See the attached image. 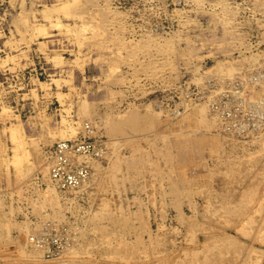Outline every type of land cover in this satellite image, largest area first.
<instances>
[{"label":"rangeland","instance_id":"obj_1","mask_svg":"<svg viewBox=\"0 0 264 264\" xmlns=\"http://www.w3.org/2000/svg\"><path fill=\"white\" fill-rule=\"evenodd\" d=\"M259 69L264 0H0V264H264V134L253 122L245 136L225 129L207 106L216 87ZM60 130L114 140L113 153L90 187L41 209ZM54 209L65 221L45 216ZM48 221L80 234L68 256L26 244Z\"/></svg>","mask_w":264,"mask_h":264},{"label":"bare ground","instance_id":"obj_2","mask_svg":"<svg viewBox=\"0 0 264 264\" xmlns=\"http://www.w3.org/2000/svg\"><path fill=\"white\" fill-rule=\"evenodd\" d=\"M31 24V23H30ZM28 59V58H27ZM257 58H255V60H256ZM253 67V66H252ZM251 67V68H252ZM219 68V67H218ZM229 68V67H228ZM231 68V67H230ZM229 68V69H230ZM228 69V70H229ZM233 69V68H232ZM223 70V69H222ZM253 70V69H252ZM229 72H230V70H229ZM23 74V73H22ZM19 75V74H18ZM34 76V75H33ZM264 70L263 69H259V70H257V71H255V72H251V73H249L248 75H246L245 73L244 74H242L241 76H239L238 78H236L235 80H232V81H230V82H227L226 84H224V85H221L220 87H216V89H218L217 90V92H216V97L215 98H211V96L209 97V99H210V101H209V103L210 104H208L207 106L209 107V108H212V112L215 114V117L214 118H216V120H217V123L219 122V124L222 126V127H230V128H232V130H235V132H238V135H240L241 133L242 134H244V136H245V133H248V134H250L251 133V131L253 132L252 134H254V135H256L257 136V134H258V136H259V134H264V119H261L260 118V114H262V113H264ZM21 78H23V77H21ZM25 78V77H24ZM30 78V77H29ZM26 79V78H25ZM212 80V79H211ZM213 81V80H212ZM220 81V80H219ZM24 82V81H23ZM223 82V81H222ZM219 83V82H218ZM220 83H221V81H220ZM26 84V83H25ZM24 85V84H23ZM220 85V84H219ZM18 87V86H17ZM213 87V86H212ZM215 87V86H214ZM20 88V87H19ZM201 88V87H200ZM23 89V88H22ZM27 89V88H26ZM213 89V88H212ZM211 89V90H212ZM215 89V88H214ZM19 92V91H18ZM205 92V91H204ZM214 92V91H213ZM213 92L211 93V94H213ZM218 92H220V94L221 93H224L223 94V96L224 97H222ZM209 93V92H208ZM217 95L219 96V97H217ZM0 96H1V94H0ZM209 96V95H208ZM200 97V96H199ZM229 97V98H228ZM228 98V99H227ZM203 100V99H202ZM82 101L84 102V100L82 99ZM86 101V100H85ZM82 102V105L83 104H85L86 103V105H88V103L87 102H85V103H83ZM81 103V102H80ZM219 105V107H221V108H215V105ZM85 105V106H86ZM84 106V105H83ZM83 108V107H82ZM81 108V109H82ZM86 108H88V106L86 107ZM85 108V109H86ZM205 108V107H204ZM79 109V108H78ZM84 108H83V110H85ZM200 109V108H199ZM202 110V109H201ZM200 110V111H201ZM82 111V110H81ZM95 111V110H94ZM199 111V110H198ZM202 112V111H201ZM201 112H198V114H200ZM203 112L205 113V110H203ZM202 112V114H204ZM210 112H211V110H210ZM211 112V113H212ZM227 112H229V113H231V117H227L226 116V113ZM262 112V113H261ZM207 113V112H206ZM101 114V113H100ZM83 115V114H82ZM101 116V115H100ZM106 116V115H105ZM199 116V115H198ZM206 116V115H205ZM205 116H201V118L202 117H205ZM93 117V116H92ZM138 118H139V115L137 116ZM102 118V117H101ZM106 118H108V119H110V117H105V119ZM66 119V118H65ZM104 119V120H105ZM108 119H107V121H108ZM199 119V118H198ZM206 119V118H205ZM103 120V119H102ZM112 120V119H111ZM110 120V121H111ZM139 120V119H138ZM203 120H204V118H203ZM211 120V122L213 121L212 119H210ZM215 120V121H216ZM63 122V121H62ZM61 122V124H64V123H62ZM109 122V121H108ZM199 122H201L202 123V121H200L199 120ZM208 122H210V121H207V123H206V125L208 124ZM210 122V123H211ZM251 122H253V124H255L256 126H257V130L256 131H254V130H251ZM68 123V122H67ZM86 123V122H85ZM204 123V122H203ZM106 124V123H105ZM108 124V123H107ZM139 124H140V122H139ZM139 124H138V126H139ZM171 124V123H170ZM200 124V123H199ZM215 124V123H214ZM71 125V124H70ZM80 125V124H79ZM120 125V124H119ZM175 125V124H174ZM209 125V124H208ZM73 126V125H72ZM83 126V125H82ZM122 126V125H121ZM125 126V125H124ZM211 126V125H210ZM217 126V125H216ZM61 127V126H60ZM120 127V126H119ZM164 127V126H163ZM254 127V126H253ZM77 128V127H76ZM120 128H122V127H120ZM213 128V127H212ZM218 128H219V126H218ZM12 135H13V137H16L18 134H20V132L22 133V130H23V127H22V125L20 124V125H15V126H13L12 128ZM60 129V128H59ZM85 129L87 130L86 132H88L89 134L91 133H93V128H92V126H91V124L90 123H86L85 124ZM115 129H118V128H116L115 127ZM130 129H131V127H130ZM133 129V128H132ZM139 129H140V127H139ZM181 129V128H180ZM226 129V128H225ZM249 129L251 130V131H249ZM254 129V128H253ZM65 130V129H64ZM70 130V129H69ZM125 130V129H124ZM231 130V129H230ZM25 131V130H24ZM53 130H49L48 132L50 133H48L49 135H53V136H55L56 135V133H57V131H54V132H52ZM60 131H62L61 133H60V139H64V140H59L58 142H56V143H54V145H53V148H55V147H59L58 149H62L63 150V152L62 153H60V152H58L59 153V157H58V155L54 152V150H53V148H52V150L50 151V154L48 155V162H47V164H48V166L47 165H43L41 168H43L44 169V166H47L45 169H44V172H45V170H46V174H44V175H46V176H43V177H45L44 179H45V181H46V183H44V184H47V187H46V190H47V188H48V190L46 191V193L44 194L43 192H40V195L42 196L43 195V199H41L42 201H40L41 202V204H42V206L40 205V207H41V209H42V207H43V209H44V206L46 207V205H53L55 202H57L58 203V208H59V206H60V200H59V198H58V194L60 193V195L61 196H64V197H72V195H78L79 194V192H82V191H84L85 190V188H87V186H89L90 185V183H95V181L94 180H96V178H97V176H98V173H97V171H99L100 169L102 170H104L105 169V167L104 166H102L101 165V163H102V160L106 157H108V156H110L109 154H111V149L113 148V146H114V140L111 142L109 139L108 140H104V139H102V137L101 138H92V139H94V141L91 143V144H93L92 145V148L91 149H93L92 150V152L91 153H85V152H83V147L84 148H89L90 146H86L85 144V142H83L84 140H88L89 138L88 137H81V138H77V139H72V138H68L69 136H63L64 135V131L63 130H60ZM68 131V130H67ZM84 131V130H83ZM131 131V130H130ZM226 131V130H225ZM229 131V130H228ZM227 131V132H228ZM66 132V131H65ZM97 132V131H96ZM139 132H141V131H139ZM220 132V131H219ZM231 132H233V131H231ZM67 133V132H66ZM69 133H71V132H69ZM116 132H114L113 134H115ZM124 133H126V132H124ZM109 134H111V133H109ZM117 134V133H116ZM123 134V133H122ZM219 134V133H218ZM49 135L48 136H46L48 139H50V138H52V137H50L49 138ZM59 135V134H58ZM63 137H62V136ZM124 135V134H123ZM221 135V134H220ZM233 135V134H232ZM89 136V135H88ZM96 136V135H95ZM125 136V135H124ZM128 136H130V134L128 135ZM165 135H163V137H164ZM255 136V137H256ZM55 137H57V136H55ZM71 137V136H70ZM134 137V136H133ZM168 137V136H167ZM195 137V136H194ZM260 137H262L261 135H260ZM259 137V138H260ZM17 138V137H16ZM24 138V136L22 137V135H21V138L19 139V141H20V143H23V139ZM125 138H126V136H125ZM166 138V137H165ZM236 138V137H235ZM22 139V140H21ZM69 139H71V140H69ZM246 139V138H245ZM254 139V138H253ZM253 139H250L251 140V142H253L252 140ZM256 139V138H255ZM255 139H254V141H255ZM116 140V139H115ZM188 140V139H187ZM242 140V139H241ZM246 141V140H245ZM248 141H249V139H248ZM248 141H246V142H248ZM263 142H264V140H262ZM68 142H71V143H74L73 144V147H71V148H65V147H67V144H68ZM117 142H119V141H115V143H117ZM128 142H130V141H128ZM127 142V143H128ZM133 142H134V140H133ZM191 142V141H190ZM236 142V141H235ZM250 142V143H251ZM258 142V141H257ZM261 142V141H260ZM131 143V142H130ZM129 143V144H130ZM175 143V142H174ZM173 143V144H174ZM256 143V142H255ZM131 144H133V145H135L134 143H131ZM170 144V143H169ZM254 144V143H253ZM120 145V144H119ZM192 145V144H191ZM115 146H116V144H115ZM197 146V145H196ZM249 146H250V144H249ZM187 147V146H186ZM189 147V146H188ZM241 147V146H240ZM239 147V148H240ZM264 147V146H263ZM135 148V147H134ZM190 148H192V147H190ZM177 149H179V148H177ZM182 149H183V147H182ZM185 150V149H184ZM187 150V149H186ZM163 151V150H162ZM251 151V150H250ZM183 152V151H182ZM113 153V152H112ZM138 153V152H137ZM157 153V152H156ZM162 153V152H161ZM164 153V152H163ZM184 153V152H183ZM259 153V152H258ZM154 154V153H153ZM153 154H151V156L153 155ZM179 154V153H178ZM113 155V154H112ZM137 155L138 154H136V157H137ZM150 155V154H149ZM162 155V154H161ZM118 155H116V157H117ZM156 156H158L157 154H156ZM263 156V155H262ZM24 157H25V153H20L19 151H17L16 152V155H15V157H13V159H10L11 160V163L12 164H14L17 168H18V170H20V171H22V169L24 168ZM61 157L62 158H64L65 160H66V163H65V165L63 166V165H61L60 164V162H61ZM119 157V156H118ZM178 157V156H177ZM111 158V157H110ZM113 158V157H112ZM119 159V158H118ZM121 159V158H120ZM119 159V160H120ZM132 159L134 160L135 159V157L133 158V156H132ZM177 159V158H176ZM180 159V158H179ZM194 159H195V156H194ZM119 160H116L117 161V163L119 162V165L117 166V168L118 167H120V163H121V160L119 161ZM123 160V159H122ZM128 160V159H127ZM130 160H131V157H130ZM174 160V159H173ZM113 161H115V160H113ZM113 161H112V163H113ZM125 161H126V159H125ZM180 161V160H179ZM2 164H3V162H1ZM115 164H116V162H114ZM113 163V164H114ZM176 163H177V161H176ZM8 164H10L9 163V161H8ZM103 164V163H102ZM158 164V163H157ZM202 164V163H201ZM41 166V165H40ZM62 166V168H63V170H64V172H66V173H69V174H72L74 171H71V170H76L75 171V173H77V172H80V171H82L83 169H87V171H88V173H87V176L85 175V176H81L79 179H78V183L77 184H75V185H64V178H65V176L63 175V174H61V175H56V169H58L59 167H61ZM110 166V165H109ZM108 166V167H109ZM111 166H114V165H111ZM122 166V165H121ZM166 166V165H165ZM256 166H258V165H256ZM160 167V166H159ZM187 167V166H186ZM110 168V167H109ZM108 168V170H110ZM113 168V167H112ZM111 168V170L110 171H112L113 169ZM115 168L116 167H114V170H115ZM173 168V167H172ZM172 168H171V170H172ZM208 168V167H207ZM216 168V167H215ZM43 169H41L40 170V168H39V170L40 171H42ZM121 168H119V170H120ZM8 170H9V168H8ZM7 170V171H8ZM146 171V170H145ZM214 171V170H213ZM27 172V171H26ZM26 172H25V174H26ZM119 172V171H118ZM117 172V173H118ZM121 172V171H120ZM153 172V171H152ZM9 173V172H8ZM13 173V172H12ZM28 173V172H27ZM122 174H123V172H121ZM154 173V172H153ZM10 174V173H9ZM9 174H7V175H9ZM104 174V173H103ZM110 174V173H109ZM115 174V173H114ZM263 174V173H262ZM23 176H24V174H22ZM161 175V174H160ZM176 175V174H175ZM116 176V175H115ZM114 176V177H115ZM128 176V175H127ZM9 177H10V175H9ZM28 177V176H27ZM102 177V176H101ZM104 177V176H103ZM124 177V176H123ZM145 176H143V178H144ZM158 177H159V175H158ZM178 177L176 176V179H177ZM116 179V178H115ZM36 180V179H35ZM35 180H34V182H35ZM117 180V179H116ZM33 181V180H32ZM103 181H104V179H103ZM39 182V181H38ZM40 183V182H39ZM36 184H38V183H36ZM125 184V183H124ZM167 184V183H166ZM165 184V185H166ZM186 185V184H185ZM22 186V185H21ZM33 186V185H32ZM93 186V185H92ZM142 186V185H141ZM182 186V185H181ZM188 186V185H187ZM39 187V186H38ZM90 187V186H89ZM97 187V186H96ZM146 187V186H145ZM41 188V187H40ZM39 188V189H40ZM147 188V187H146ZM165 188H166V186H165ZM184 188V187H183ZM186 188V187H185ZM37 188H35L34 190H36ZM144 189V188H143ZM168 189V188H167ZM192 189V188H191ZM258 189V188H257ZM145 190V189H144ZM162 190H164V189H162ZM188 190V189H187ZM36 191H38V189L36 190ZM45 191V190H44ZM39 192V191H38ZM119 192H120V190H119ZM164 192V191H163ZM178 192H180V191H178ZM255 193V192H254ZM143 194V193H142ZM156 194V193H155ZM180 194V193H179ZM39 195V194H38ZM161 195H162V193H161ZM163 195H164V193H163ZM252 196H253V194H251ZM257 195V194H256ZM60 196V197H61ZM170 196V195H169ZM222 196V195H221ZM155 197H156V195H155ZM166 197V196H165ZM180 197V196H179ZM182 197V196H181ZM40 198V197H39ZM148 198V197H147ZM164 198V197H163ZM1 199V198H0ZM30 199V198H29ZM46 201H45V200ZM143 199V198H142ZM179 199V198H178ZM218 199V198H217ZM44 200V201H43ZM64 200V199H63ZM146 200V199H145ZM173 200V199H172ZM182 200V199H181ZM262 200H263V198H262ZM262 200H260V201H262ZM13 201V200H12ZM35 201L36 200H34V203H35ZM176 201H179V200H177L176 199ZM175 201V202H176ZM187 201V200H186ZM40 202H39V204H40ZM54 202V203H53ZM108 202V201H107ZM118 202V201H117ZM145 202V201H144ZM149 202V201H148ZM3 203V202H2ZM53 203V204H52ZM56 203V204H57ZM105 204H106V202H104ZM103 203V204H104ZM154 203H156V202H154ZM193 203V202H192ZM262 203V202H261ZM6 204V203H5ZM4 204V205H5ZM56 204H54L55 206H56ZM148 204V203H147ZM182 204V203H181ZM251 204V203H250ZM54 205H53V207H54ZM107 205H109L108 203L106 204V208H107V210H108V206ZM113 205V204H112ZM111 205V206H112ZM261 205V204H260ZM47 206V207H48ZM104 206V205H103ZM102 206V207H103ZM156 206V205H155ZM262 206V205H261ZM51 207V206H50ZM113 207V206H112ZM112 207H110V208H112ZM123 207V206H122ZM130 207V206H129ZM184 207V206H183ZM191 207V206H190ZM259 208H260V206H258ZM62 208V207H61ZM132 208V207H131ZM65 209V208H64ZM178 209H180V208H178ZM177 209V210H178ZM192 209V208H191ZM264 209V208H263ZM11 210V209H10ZM50 210V209H49ZM55 210V209H54ZM148 210H149V208H148ZM256 210V209H255ZM98 211H100V210H98ZM112 211V210H111ZM130 211V210H129ZM258 211V210H257ZM1 212V211H0ZM135 212V211H134ZM182 212H184V210L182 211ZM182 212H181V214H182ZM186 212V211H185ZM262 213V209L259 211V213ZM60 214L62 213V212H59ZM102 213V212H101ZM114 213H115V211H114ZM139 213V212H138ZM141 213H142V211H141ZM196 213V212H195ZM257 213V212H256ZM258 213V214H259ZM64 214V213H63ZM103 214V213H102ZM107 214V213H106ZM106 214H105V216H106ZM136 214H137V212H136ZM140 214V213H139ZM149 214V213H148ZM147 214V215H148ZM3 215V214H2ZM1 215V216H2ZM101 215V214H100ZM146 215V214H145ZM146 215V216H147ZM188 215V214H187ZM262 215V214H261ZM45 216L47 217V218H49V217H52V218H54V217H56V218H58L57 220L59 221V223L60 222H62V221H60L59 219L62 217V214H61V216H59L58 215V213L56 212V210L53 212V213H45ZM59 216V217H58ZM103 216V215H102ZM123 216H125V215H123ZM145 216V217H146ZM149 216V215H148ZM104 217V216H103ZM117 217V216H116ZM128 217V216H127ZM127 217H126V219H127ZM130 217H131V214H130ZM134 217V216H133ZM2 218V217H1ZM63 218V219H62ZM61 218V220H64L65 221V219H64V217H62ZM106 218V217H105ZM108 218H109V216H108ZM251 218H253V219H251ZM107 219V218H106ZM110 219V218H109ZM112 219H113V217H112ZM131 219V218H130ZM254 220V217H250L249 218V220ZM88 220V219H87ZM132 220H134V219H132ZM149 220V219H148ZM53 221H55V219H53ZM67 221V220H66ZM86 221V220H85ZM247 221V220H246ZM255 221V220H254ZM258 221H259V219H258ZM262 221H264V219L262 220ZM30 222H32V221H30ZM114 222V221H113ZM252 222V221H251ZM261 222V221H260ZM2 223H3V221H2ZM17 223V222H16ZM73 223V222H72ZM244 223H247L248 224V222H244ZM253 223H257V222H253ZM262 223V222H261ZM18 224V223H17ZM16 224V225H17ZM29 222H25L24 224H18V226L19 227H23V229L25 228H28L29 229ZM88 224H89V222H88ZM112 224V223H111ZM120 224V223H119ZM130 224V223H129ZM250 224H252V223H250ZM250 224H248L249 226H250ZM38 225V224H37ZM37 225H35V226H32V225H30L31 226V228H32V233L30 232V230H29V233H30V235H29V233H28V231L26 232V233H28V240H26V244H27V241L30 243V245L32 246V248L34 249V252L35 251H37V252H41V253H38V254H43L44 256H43V258H47L48 260H56V259H59V258H61V257H63L67 252H69L72 248L74 249L75 247V245L78 243L77 241V238L79 237V235H78V237L77 236H73V234L74 235H76V233L78 232L77 231V229H75V228H73L72 226H70L69 224H65V225H58L57 223L55 224V225H53V222H52V224L48 221V223H44V224H39L38 226ZM136 225V224H135ZM244 225V224H243ZM262 225V224H261ZM7 226H10V225H8L7 224ZM104 226V225H103ZM118 226H120V225H118ZM259 226V225H258ZM6 226H4V228H5ZM14 227H15V225H14ZM110 227V226H109ZM124 227V226H123ZM165 226H163L162 225V228H164ZM244 227V226H243ZM30 228V229H31ZM161 228V227H160ZM242 228V226L240 227V230H243V229H241ZM6 229V228H5ZM21 228H19V230H20ZM73 229H75L77 232H74L73 231ZM82 229H84V228H82ZM111 229V228H110ZM119 229V228H118ZM257 229V228H256ZM259 229H260V227H259ZM258 229V230H259ZM27 230V229H26ZM79 230H80V228H79ZM112 230V229H111ZM120 230V229H119ZM132 230V229H131ZM140 230V229H139ZM144 230H146V229H144ZM254 230H255V228H254ZM82 231V230H81ZM123 231H125V230H123ZM142 231V230H141ZM150 231H152V230H150ZM237 231H239V230H237ZM264 231V230H263ZM7 232H8V230H7ZM21 232V231H20ZM113 232V231H112ZM245 232V231H244ZM247 232V231H246ZM259 232V231H258ZM117 233V232H116ZM121 233V232H120ZM123 233H125V232H123ZM162 233V232H161ZM160 233V234H161ZM23 234H25V233H23ZM159 234V233H158ZM164 233H162V235H163ZM197 234V233H196ZM245 234V233H244ZM254 234H255V232H254ZM257 234V233H256ZM260 234H262V233H259V235ZM10 235V234H9ZM83 236H84V233L82 234ZM123 235V234H122ZM121 235V236H122ZM195 235V234H194ZM22 236V235H21ZM196 236V235H195ZM248 236V235H247ZM256 236V235H255ZM260 237H262L261 235H260ZM20 238V237H19ZM257 238H259V237H257ZM7 239V238H6ZM22 239V238H21ZM55 239H59V241L61 242V247L59 248V250L58 251H54V250H52V247H51V243H52V241L53 240H55ZM131 239V238H130ZM165 239V238H164ZM254 239H256V237L254 238ZM262 239V238H261ZM264 239V238H263ZM24 240V239H23ZM80 241V240H79ZM255 241V240H254ZM251 242V241H250ZM262 242H263V240H262ZM202 243V242H201ZM252 243V242H251ZM22 244V243H21ZM78 245V244H77ZM203 245V244H202ZM264 245V244H263ZM251 246V245H250ZM27 247H29L28 245H27ZM254 247V246H253ZM256 247V246H255ZM254 247V248H255ZM56 248V247H55ZM250 248V247H249ZM15 249H16V247H15ZM256 249H258V248H256ZM13 250V249H12ZM16 250H18V248L16 249ZM22 250V249H21ZM216 250V249H215ZM255 250V249H254ZM6 251H7V249H6ZM25 251H26V249H25ZM74 251V250H73ZM260 251V250H259ZM262 251V250H261ZM5 252V251H4ZM18 252V251H17ZM21 251H19V253L18 254H20V256L22 257L23 255H21L22 253H25L24 251L22 252V253H20ZM180 252V251H179ZM10 253V252H9ZM36 253V252H35ZM257 253V252H256ZM259 253V252H258ZM262 253V252H261ZM263 253H264V251H263ZM5 254V253H4ZM78 254V253H77ZM77 254H74V255H76L77 256ZM7 255V254H6ZM5 255V257H7ZM28 255H29V253H28ZM67 255V254H66ZM3 257H4V255H2ZM18 256V255H17ZM18 257V258H21V257ZM68 256V255H67ZM263 256V255H262ZM246 257V256H245ZM247 257H248V255H247ZM23 258V257H22ZM3 259V258H2ZM10 259V258H9ZM14 259V258H13ZM115 259V258H114ZM261 259V258H260ZM15 260V259H14ZM123 260H126V259H123ZM7 261V260H6ZM10 262V261H9Z\"/></svg>","mask_w":264,"mask_h":264},{"label":"built area","instance_id":"obj_3","mask_svg":"<svg viewBox=\"0 0 264 264\" xmlns=\"http://www.w3.org/2000/svg\"><path fill=\"white\" fill-rule=\"evenodd\" d=\"M83 142H85L86 144V146L88 147V146H90L88 149L87 148H84L83 147V152H85V153H91L92 152V150L93 149H91L92 148V145L93 144H91L93 141L92 140H84ZM73 144L74 143H71V142H68V144H67V147H65V148H71V147H73ZM94 146V145H93ZM59 148V147H58ZM57 147H55V148H53V150H54V152L58 155V157H59V153L58 152H60V153H62L63 152V150L62 149H58ZM65 163H66V160L64 159V158H62L61 157V162H60V164L61 165H65ZM71 171H74L72 174H69V173H66V172H64V170H63V168H62V166L61 167H59L58 169H56V175L58 176V175H61V174H63L64 176H65V178H64V185H75V184H77L78 183V179L82 176H87V173H88V171H87V169H83L82 171H80V172H77V173H75V171L76 170H71ZM53 243H56L57 244V249H53V247H52V244ZM51 247H52V250H54V251H58L59 250V248L61 247V242L59 241V239H55V240H53L52 241V243H51Z\"/></svg>","mask_w":264,"mask_h":264}]
</instances>
